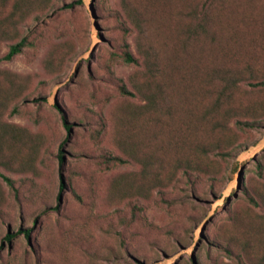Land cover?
<instances>
[{
  "label": "rangeland",
  "instance_id": "1",
  "mask_svg": "<svg viewBox=\"0 0 264 264\" xmlns=\"http://www.w3.org/2000/svg\"><path fill=\"white\" fill-rule=\"evenodd\" d=\"M75 1L0 0V264H264V0Z\"/></svg>",
  "mask_w": 264,
  "mask_h": 264
},
{
  "label": "trees",
  "instance_id": "2",
  "mask_svg": "<svg viewBox=\"0 0 264 264\" xmlns=\"http://www.w3.org/2000/svg\"><path fill=\"white\" fill-rule=\"evenodd\" d=\"M78 3H83V1H81V0H79V1H75V2H73V3L69 4V5H67V8H72V7H74V6H75L76 4H78ZM25 44H26V41L23 40V41H21L20 43H18V44H16V45L12 46V47L10 48L8 54L4 57L3 60H6V61H10V60H12L16 55H18V54L21 53V51L23 50ZM126 60H127V62H133V61H134V59H133L130 55H127V56H126ZM263 84H264V82H262V85H263ZM66 127H67L68 130H70V128H71L68 124H66ZM59 159H60V162L62 163V162H63V154H61V153L59 154ZM6 181L12 186V182H11L10 179L6 178ZM22 231H23V230H21L18 234H20ZM18 234H14V235H12V234H8V235L6 236V239L10 242V241H11L12 239H14ZM24 234H25L26 237L29 238V236H30V231H29V230L24 231Z\"/></svg>",
  "mask_w": 264,
  "mask_h": 264
}]
</instances>
